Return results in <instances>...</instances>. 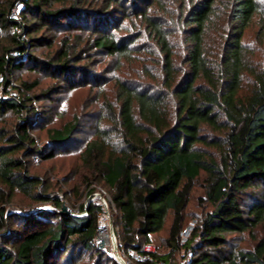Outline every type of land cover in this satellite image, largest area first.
I'll return each instance as SVG.
<instances>
[{"label": "trees", "instance_id": "16d2710c", "mask_svg": "<svg viewBox=\"0 0 264 264\" xmlns=\"http://www.w3.org/2000/svg\"><path fill=\"white\" fill-rule=\"evenodd\" d=\"M94 1L0 0V32L13 30V48L0 55V264H74L84 254L99 264L105 210L89 200L98 187L115 205L108 212L120 249L139 250L157 234L168 252L155 261L174 264L183 251V264H264V0H96V9ZM254 24L255 48L244 43ZM59 29L70 33L49 36ZM36 46L55 49L39 61ZM105 60L108 71L98 70ZM23 65L55 82L37 94L39 80L13 85ZM78 89L89 97L80 114L47 129L48 144L38 145L33 131L45 111L35 102L56 105ZM84 116L93 132L72 190L80 198L85 188L87 197L78 214L64 215L28 161L74 149ZM197 185L210 209L182 243ZM18 194L53 211L16 215L8 205Z\"/></svg>", "mask_w": 264, "mask_h": 264}, {"label": "rangeland", "instance_id": "374dc122", "mask_svg": "<svg viewBox=\"0 0 264 264\" xmlns=\"http://www.w3.org/2000/svg\"><path fill=\"white\" fill-rule=\"evenodd\" d=\"M96 7L92 8H100V6H97L100 4V2H96V0L93 2ZM22 2L18 1L14 6L12 7L11 10V19L12 20H21V10L23 9V5H21ZM56 7H59L60 4L54 3ZM30 18V17H27ZM25 24V23H24ZM61 28V27H59ZM57 30V29H56ZM60 30V29H59ZM258 26L257 24H254L249 28L245 35L244 43L246 46H250L255 48L257 44L259 43L256 40V34H257ZM64 33V31H57V32H52L49 36H56L58 39L62 38V36H65L69 34ZM73 35H76L75 31L71 32ZM41 35V32L38 34L33 35V37H39ZM72 35V36H73ZM86 35V34H85ZM83 35V36H85ZM12 36H13V30L12 28H7L3 29L0 32V55L4 53V49H12L13 48V41H12ZM25 36V34H24ZM49 49L48 47H39L36 46V48H33L31 50V53L34 54L35 57L39 59V61H45L49 58L50 55H52V52L54 51ZM14 53V52H13ZM108 60H105L102 65H98V70L103 69L107 70L109 68H105L107 66H104L105 63ZM26 64V63H25ZM28 65H23V67L20 69V71H14L12 72V81L13 85H19L21 82H29L33 83L36 80H39L40 85L37 86V89L34 91L35 94L39 93L40 91L46 89L50 85H53L55 82V78L52 76L51 73L47 72V70H42L40 66H37L35 72H31V70L28 69ZM113 72H109L106 74V76L110 77L113 76ZM118 75V74H117ZM0 83H1V78H0ZM87 92L88 90L84 89H78L66 97H61L58 102H56L54 105V101L56 99H50V100H43L41 102H35V106L39 109V111H45L42 116H44L45 122L42 123V125H37L38 128L33 131V135L36 136L38 145L43 146L44 144H48V136H47V129L49 128H54V126H59L62 125L70 120L74 115H79L81 110H82V104L84 101H86L87 97ZM34 94V93H33ZM94 107H91L89 111L87 112H92L94 109L98 108L97 104L93 105ZM51 107H53L51 109ZM56 109V111L54 110ZM51 110V111H50ZM64 111L63 116L61 117L58 112ZM56 113V115H55ZM87 114L88 117H90V114ZM87 116L83 117L82 121V127H79L80 133L77 134L75 138V148L71 150H66L63 151L62 153L57 154L54 160L46 161V162H41L39 158L37 157H32L28 162L31 165L32 173L35 175H41L46 182V185L49 187V193H52L54 196H58L67 209L71 212V214L79 212V207L83 206L85 204V199L87 195V189L82 188V196L78 198L75 193L73 192V187L76 185H80V174H79V154L80 150L83 147L84 142L92 136V126H93V121H91L89 118H86ZM8 120L9 118L6 117ZM44 125V126H43ZM48 182V183H47ZM64 192L69 193V198L67 199L64 196ZM203 191L199 185H197L191 194V199L186 211V215H188L187 223L186 225L190 226L192 223L195 225L197 221L200 219V217L204 214L205 211L210 209V206L207 203H204L201 205L200 199L203 197ZM247 201V199L245 200ZM71 202H77L78 206L77 208H71ZM73 206V205H72ZM10 209H13L14 213L17 215H23V210L30 211L32 213H38L42 210L46 211H53V205L51 203H36L33 202L31 199L27 198L24 195H16L14 198L13 202L8 205ZM84 214V213H83ZM79 215H82L79 213ZM110 219L109 225L111 224V227L116 228V231L118 230V227L115 225V218L111 215V212H105L100 219V225L97 229V245L99 246L100 250V257L97 260L99 264H110L111 260H116L114 257V249L110 244L107 242V239L102 238L99 239V234L102 232V229L105 228L106 222ZM15 228L19 227L17 225V222H15ZM187 226V227H188ZM110 227V226H109ZM186 227V228H187ZM116 236V233H115ZM240 241L235 238L236 243L239 244L241 247H247L250 248L251 243L248 239H246L245 236H238ZM237 237V238H238ZM117 241L119 242V238L116 236ZM152 242L151 244L156 248L157 252L159 254H165L168 251L162 246L161 242V236L160 235H152L151 236ZM103 241V243H102ZM119 248V247H118ZM120 249V248H119ZM130 250V249H129ZM91 255V254H90ZM89 254H84L82 256H78L77 258L74 259V264H93L95 262V258L90 257ZM183 251L178 252L174 256V264H183L184 263V258H183ZM117 261V260H116ZM57 264H63V263H57ZM71 264V263H70Z\"/></svg>", "mask_w": 264, "mask_h": 264}, {"label": "built area", "instance_id": "2783aa9c", "mask_svg": "<svg viewBox=\"0 0 264 264\" xmlns=\"http://www.w3.org/2000/svg\"><path fill=\"white\" fill-rule=\"evenodd\" d=\"M91 187H94V186L92 185ZM89 200L91 201L100 200V203L102 204L105 212L107 213H108L109 205H111V207L115 210V205L113 201L111 200L110 196L107 194L106 191H104L100 187L97 188L96 192L90 194ZM86 206H88V203L86 204ZM109 222H110V219L105 224V230L107 233L106 236H103V234L100 233L99 239H102V238L107 239V242L113 248V237L111 236V233H110L111 224L109 225ZM193 227H194V224L192 223L190 226H188L187 228L183 230L181 234L182 243L186 242V240L188 239V236L192 232L191 230ZM103 230L104 228L102 229V231ZM115 242H116V246L118 249V255L124 264H167L166 262L162 260H156V261L154 260L153 255L156 254L157 250L156 248H154L152 244H146L139 250H136V249L127 250L124 248L119 249L118 247H121V242L120 241L118 242L117 239H115ZM114 253H115L114 257L117 260L116 252L114 251Z\"/></svg>", "mask_w": 264, "mask_h": 264}, {"label": "water", "instance_id": "95a60500", "mask_svg": "<svg viewBox=\"0 0 264 264\" xmlns=\"http://www.w3.org/2000/svg\"><path fill=\"white\" fill-rule=\"evenodd\" d=\"M60 213H61V214H64V215H73V214H71V212L67 209V207L65 206V204H63ZM110 233H111V236L113 237V249H114V251L116 252V255H117V261H118L120 264H124V263L122 262V260L120 259L119 255H118V249H117L116 242H115L116 236H115V233H114L112 227H110Z\"/></svg>", "mask_w": 264, "mask_h": 264}, {"label": "bare ground", "instance_id": "6f19581e", "mask_svg": "<svg viewBox=\"0 0 264 264\" xmlns=\"http://www.w3.org/2000/svg\"><path fill=\"white\" fill-rule=\"evenodd\" d=\"M102 234H103V236H106V230H105V228H104V230L101 232Z\"/></svg>", "mask_w": 264, "mask_h": 264}]
</instances>
